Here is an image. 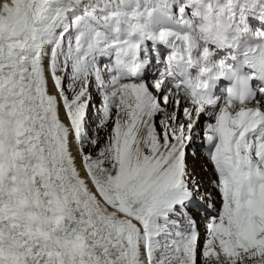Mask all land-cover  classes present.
<instances>
[{
	"label": "snow or ice",
	"instance_id": "obj_1",
	"mask_svg": "<svg viewBox=\"0 0 264 264\" xmlns=\"http://www.w3.org/2000/svg\"><path fill=\"white\" fill-rule=\"evenodd\" d=\"M124 2L0 0V264H264V0Z\"/></svg>",
	"mask_w": 264,
	"mask_h": 264
},
{
	"label": "rangeland",
	"instance_id": "obj_2",
	"mask_svg": "<svg viewBox=\"0 0 264 264\" xmlns=\"http://www.w3.org/2000/svg\"><path fill=\"white\" fill-rule=\"evenodd\" d=\"M124 6L135 8L130 10H124L131 14L133 12H139L143 14V19L147 22L152 30H159L160 28H167L172 26V21L167 18L164 12L161 10L163 8V0H125ZM151 12L152 15L149 18L148 13ZM122 19H124L122 17ZM151 23H150V22ZM126 29H122V35ZM191 166H194L200 175L207 180L208 176L206 173L200 172L199 165L202 163L201 160L189 161ZM205 176V177H204Z\"/></svg>",
	"mask_w": 264,
	"mask_h": 264
},
{
	"label": "bare ground",
	"instance_id": "obj_3",
	"mask_svg": "<svg viewBox=\"0 0 264 264\" xmlns=\"http://www.w3.org/2000/svg\"><path fill=\"white\" fill-rule=\"evenodd\" d=\"M150 22V21H149ZM151 23V22H150ZM205 177V176H204Z\"/></svg>",
	"mask_w": 264,
	"mask_h": 264
}]
</instances>
